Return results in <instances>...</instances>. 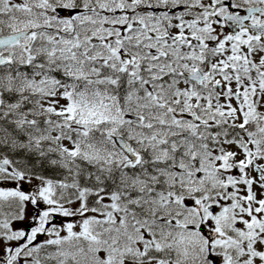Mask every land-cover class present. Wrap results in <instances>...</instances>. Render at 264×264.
<instances>
[{"label": "snow or ice", "instance_id": "snow-or-ice-1", "mask_svg": "<svg viewBox=\"0 0 264 264\" xmlns=\"http://www.w3.org/2000/svg\"><path fill=\"white\" fill-rule=\"evenodd\" d=\"M0 264H264V0H0Z\"/></svg>", "mask_w": 264, "mask_h": 264}]
</instances>
